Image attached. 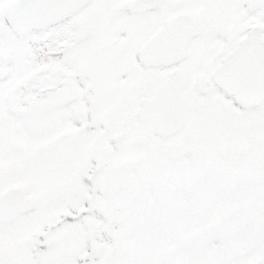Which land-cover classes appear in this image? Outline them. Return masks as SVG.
<instances>
[{"label":"snow or ice","instance_id":"1","mask_svg":"<svg viewBox=\"0 0 264 264\" xmlns=\"http://www.w3.org/2000/svg\"><path fill=\"white\" fill-rule=\"evenodd\" d=\"M0 264H264V0H0Z\"/></svg>","mask_w":264,"mask_h":264}]
</instances>
